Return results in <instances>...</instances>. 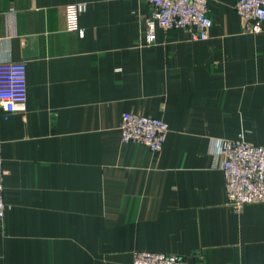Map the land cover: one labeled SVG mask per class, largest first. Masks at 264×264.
Listing matches in <instances>:
<instances>
[{
    "label": "crops",
    "instance_id": "1",
    "mask_svg": "<svg viewBox=\"0 0 264 264\" xmlns=\"http://www.w3.org/2000/svg\"><path fill=\"white\" fill-rule=\"evenodd\" d=\"M236 1H210L204 40L156 28L147 45L142 0H0V62L27 85L24 111L0 107V264H264V202L226 204L212 145L264 146V32H242ZM126 111L167 122L161 150L121 142Z\"/></svg>",
    "mask_w": 264,
    "mask_h": 264
},
{
    "label": "built area",
    "instance_id": "2",
    "mask_svg": "<svg viewBox=\"0 0 264 264\" xmlns=\"http://www.w3.org/2000/svg\"><path fill=\"white\" fill-rule=\"evenodd\" d=\"M147 2L151 15L144 21L145 44L156 40V28L180 30L191 40H204L209 36L212 19L209 3L212 0H142ZM85 2L66 6V26L83 30L78 26V17L86 9ZM242 32H264V0H237L234 5ZM24 63L0 62V107L6 112L24 111L27 102V85L23 75ZM122 143H138L150 152L161 150L169 132L166 121L160 117L126 111L119 124ZM213 153L221 156L220 169L224 175L226 204L239 212L246 204L264 202V146L252 143L243 135L233 139H218L213 143ZM3 158L0 148V226L6 205L3 200ZM127 264H188L185 257L151 250H138Z\"/></svg>",
    "mask_w": 264,
    "mask_h": 264
}]
</instances>
